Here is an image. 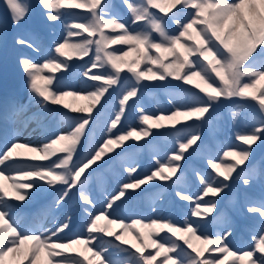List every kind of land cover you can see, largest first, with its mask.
Here are the masks:
<instances>
[{
    "label": "snow or ice",
    "instance_id": "1",
    "mask_svg": "<svg viewBox=\"0 0 264 264\" xmlns=\"http://www.w3.org/2000/svg\"><path fill=\"white\" fill-rule=\"evenodd\" d=\"M38 4L45 10L48 22H61L66 16L76 19L65 25L63 42L55 43L56 55L47 62L21 60L29 90L42 98L37 103L44 104L45 108L50 103L80 115L69 116L61 113L60 108L48 109L50 113L63 115L66 127L51 129L38 142L21 143L9 138L0 147V264H23L24 260L28 264H39L41 259L42 264H264V198L250 203L246 209L256 228L250 229L251 249L243 251L230 247L228 240L233 233L228 230L229 226L215 234L210 232L209 219L185 218L178 224L164 216L148 217L147 223L145 217L130 218V223L125 222L129 218H113L116 209L132 197L133 192L129 190L147 191L141 186L155 180H170L176 174L182 167L179 162L185 159V152L205 142L195 123L187 122H199L201 127L208 124L212 113L225 102L240 100L251 108L258 105L259 117L254 118L250 131L236 134L240 145L228 146L222 156L218 153L219 163L215 162L216 158L207 157V165L216 175L197 173L200 188L195 198L180 190L176 195L181 200L191 201V216L199 217L201 208L205 213L217 208L216 199L205 200L204 197L209 194L215 197L227 189L230 186L227 181L235 179L232 173L240 165L244 167L237 172V177L247 174L249 178L243 179L245 185L258 175L264 178V173H258L251 163H245L254 158L252 146L257 141L264 145V0H121L132 27L113 14L107 0H38ZM62 9L84 11L70 13ZM30 11L27 0H4L0 26L6 25L9 19L19 25ZM169 24L176 28L171 30ZM16 43L34 48L24 39H17ZM118 44L129 45V48L127 51L108 50L110 45ZM73 55L89 57L82 66V75L98 83L85 81L79 88L58 84L50 90L48 86L53 84V77L43 73L70 69L68 61ZM125 69L130 76H122ZM168 77L181 82L174 87L184 94V102L174 103L167 115H150L141 110L140 122L148 127L118 128L128 102L138 98L140 89L148 86L142 82L166 81ZM185 85L191 87L185 88ZM65 87L76 90H64ZM113 92L119 95L118 111L114 118L105 121L107 135L94 140V126L101 120ZM76 101L85 103L76 106ZM161 121H168L177 136L176 150L167 163L157 162L156 169L142 178L138 177L136 168L129 166L127 182L121 181L114 192L108 193L103 206L96 209L90 184L103 166L98 161L109 153L114 155L108 156L105 164L135 153L142 145L126 144V141H139L153 135L151 129L165 127ZM117 148L119 152L115 151ZM20 149L24 151H18ZM230 157L236 158L235 163L225 164L224 160ZM180 179L177 177V181ZM49 190L57 192L54 201L57 208L66 204L73 193L78 196L87 212L83 233L64 239L65 230L71 231L70 217L52 227L43 223L23 226L20 209L26 205L13 201L30 202L39 193ZM89 207L93 210L89 211ZM111 225H118L120 234L112 230ZM129 236L131 240L126 238ZM105 237L114 239L105 240ZM147 249L155 251L145 254ZM69 251L75 255L67 254ZM125 255L127 259L123 260Z\"/></svg>",
    "mask_w": 264,
    "mask_h": 264
},
{
    "label": "rangeland",
    "instance_id": "2",
    "mask_svg": "<svg viewBox=\"0 0 264 264\" xmlns=\"http://www.w3.org/2000/svg\"><path fill=\"white\" fill-rule=\"evenodd\" d=\"M27 2L31 6L30 14L23 21H21L19 25H15L13 28L14 30L12 32H11V25L13 23L9 22L10 19L7 20L6 25L0 26V36L3 35V33L11 34L10 37L12 39V43H13L12 45L14 46V49H11L13 53L12 59H14V63L13 65H11V68L13 71H15L11 75L10 67L7 62H4L3 65L0 66V70L3 73H5V75L7 76L6 78H8L7 88L11 91L12 96H13L12 97L13 104L10 108H3L0 106V124H1V130L3 132V141L0 147H3L4 141L9 138H16L21 143H28L30 141L38 142V141L43 140L45 136V132L50 131V129L66 127V124H64L63 115H58L56 113H50L48 111V109L57 108L58 105H52L48 103L47 108H45L44 104L37 103V100H40L42 98L36 96L29 90V81L27 80L26 82H21L20 74L21 72H23V69L21 66V60L24 58H27L38 64H43L47 62L48 59L55 56L56 54L54 53V50H53L55 43L63 42V36L66 35L65 25L72 23L73 20L76 19V17L74 16L64 17V19L60 22L59 30H53L52 25H51L52 23L46 21L45 19L46 22H43V25L45 27V30H47L50 33L51 43L53 45V47H50L48 51L45 52L43 49V44H44L43 40L38 41L33 36L30 30V27H32L31 25H33L34 21L38 22L40 21V18H45L44 16L45 10H43L41 6L38 4V0H27ZM137 2H139V0H137ZM107 3H108V0H107ZM111 6H112L111 11L113 12V14L118 15L122 21H126L128 23V26L132 27L130 15L127 12V10L121 6V0H113ZM62 11L70 12V13H81L82 12L80 9H62ZM153 11H158V10L153 9ZM173 11H175V9H173ZM187 11L188 10H185V12ZM3 14H4V0H0V15H3ZM161 15L163 14L161 13ZM168 15H171V13H169ZM67 18H70V19H67ZM140 27H143V25L141 24ZM168 27L172 30V28L169 25ZM106 31L109 34H114L112 33L111 30H106ZM117 32H119V30H117ZM14 39L16 41L17 39H24V40L30 41L34 45V48H35L34 54H30L27 52V54L23 56L22 55V52L24 51L23 45L17 46L18 44L14 42ZM122 48L124 51H127L129 48V45H123ZM66 51H69V50H66ZM61 59H65V58L62 57ZM14 66H16V68H14ZM69 70L70 69H65V68L63 70L60 69L59 71H55V72H49L46 70L43 73V75L45 76L50 75L53 77V84L48 86L49 89L54 90L58 84H62L65 86L75 85L77 88L83 85L84 79H86V77L82 75L83 71L78 72L79 70L76 71L75 69H73L72 73H73V76L75 77H74V80H71L67 76V72ZM92 71L96 72L94 69H92ZM123 74L124 72H122V76ZM64 90H76V89L65 87ZM81 94L83 95L86 93H81ZM148 95H150V92L141 91L140 93H138V98L134 97L132 98V100L128 102V105L126 106L125 115L121 118V122L118 124V128H121L123 130H128L129 128L138 125L140 123V118H139L140 116H138L137 114L138 111L143 110L145 114H150V115H160V114L167 115V113H169L172 110L174 103L184 102L182 98H174V99H171L172 102L169 105V104H165V102H163L162 99L156 97L157 93L152 94V97L146 99V96ZM31 99H37V100L30 102ZM111 99H115V92L112 93L111 97L109 98L108 105H107L110 111L105 110L102 114V118L99 121V123L94 126L95 127V132L93 134L94 140L100 139L102 135L104 136L107 135L105 131V127H106L105 121H107L109 117L114 118L115 112L118 111V106H119L118 100L119 99H117L115 103L113 102L111 103ZM247 110L250 111L249 106L247 108V106H245L244 104H238L236 102L235 103L225 102L223 104H220L217 107L216 111L212 113V118L210 122L208 123L209 124L208 127L209 129L214 130V132L215 131L217 132L216 139L219 142V144H223V146L225 145L224 151L228 150V146L234 147V145L237 142V140L235 139L236 134L243 133L245 131H250L251 127L253 126L252 119L253 121H255L254 118L259 117V114H254V115L250 114L248 116ZM254 110H257V109H254ZM26 113H32L34 117L31 123L29 124L28 128L25 131H21L19 126H20L23 116ZM233 113H238V114L234 117ZM131 114H135V119L133 121H130L129 119ZM56 116H58V119H56ZM247 121H251V125L247 126L246 124ZM198 127L204 130L207 129L206 125L201 127L199 124ZM211 131L207 132V135L205 136L207 139H211V138L213 139V136H211ZM231 132H234V136L232 137L230 142L227 143L223 139L224 137H226L227 134ZM158 141L160 142L158 143L150 142L149 145L142 147L140 150L135 151V153H129V154L123 155L121 157V163H123L124 167L128 168L129 166H132L136 168L139 178H142L146 174H150L151 171L155 170L156 167L158 166L157 162H159V164L166 163L168 158L172 155V150H176V146L173 145L175 143L173 141V138L170 137L168 141L163 140L161 138ZM192 148H194V145L192 146ZM18 151L23 152L24 150L20 149ZM260 153H264V145L259 144L256 147L255 155H259ZM209 156L216 158L215 162L217 163L220 162L219 157L214 156L213 154H209ZM53 159L55 158L53 157ZM119 161L120 160L118 158V163H120ZM258 167H259V170L258 171L256 169L255 170L258 173H264V158H263V161L260 164H258ZM110 170L113 173V175L116 177V182L118 185L120 184L121 181L127 182V179H128L127 171H126V174H127V179H126V178H123L122 177L123 175H121L120 173L115 172V164L113 165L111 164ZM97 177L100 181V184L102 185L101 193L103 195V201H105V199L108 196V193H110V191H108V186H110V188H113V187L112 185L109 184L108 179L105 178V176H103L102 174L98 173ZM251 181H252V184L255 185V186H252L253 188L257 187L259 189L260 187L259 192H261L262 194L261 197L264 198V178H261L258 175L257 178L251 179ZM185 186L187 189V194H191L195 198V196L198 194V191H196V195H195L191 189L190 183L187 182ZM114 191L115 189H113V192ZM232 192L233 193L231 197L228 199V201H230L233 204L234 209H235L234 211L238 215L243 213V209L241 208H242L243 202L247 200L246 198L248 199L250 198L249 199L250 201L248 204L259 202V200H256V201L254 200V198L259 197V195L256 194V196H253V194H251V192L242 183L233 182ZM90 195L92 196V199L95 202V208L99 209L97 207L98 201L95 199L94 195L91 192H90ZM243 195H246L247 197ZM56 196H57V192L49 190V191L39 193L34 198H32L30 202L28 200H25L24 202L13 201V203L25 204L27 207V206L32 205V203L35 200H38L42 197H47V201H45V203L41 205L43 208L46 209V216L45 217L38 216L35 219L33 226H38V223H43V224H46L48 227H52L53 224L58 222L59 215L64 214L63 212V210L65 211L64 206L67 204L66 203L62 207L57 208L54 204ZM165 196H166V193L161 192L154 199V201L148 202L152 217H156V216L167 217L166 212L170 211L171 209L170 205L167 208L161 207L162 200L164 199ZM70 200L73 201L72 206H70V210H69V212L71 211L69 214H71V216L73 217V219H71V226H72L73 221L75 220V218L78 217L77 215L79 213L78 208L74 209L72 207L74 205L80 206V204L75 202L76 198H75L74 193ZM190 202L191 201H189V203ZM26 207H23L20 209V218H21L23 226H25L24 218L26 214V209H25ZM88 210L92 211L93 209L91 208ZM84 213L87 216V212L84 211ZM69 217L70 216H66L64 219H67ZM113 218H115V212L113 214ZM169 218H172V216L170 215ZM185 218L189 220L199 219L196 216H191V209H187L183 212V214L181 215V218L177 219V221L175 222H177L178 224H182ZM59 221H60V218H59ZM223 221H226L227 223L225 224ZM84 222L85 220H83V227L78 228L75 233H70L68 235H65L64 239L67 240V239L75 237L78 234L83 233ZM144 222L147 223L149 221L147 220ZM101 223H103V221H101ZM226 226H229L228 230L233 233V235L229 237V240H228V243L233 250L239 249L243 251V250L251 249L252 243L243 244L241 247H237L234 244L233 242L234 235L236 236V232L234 231H235V227L237 226V224L234 221V219L231 218L230 215L226 211L221 212V216L216 221L215 227L213 226L210 227L208 225V230L212 232L213 234H215L220 231H223ZM110 227L112 230L116 231L117 234H120V229L118 225H111ZM160 235H163V233H161ZM126 238L131 240V236L126 237ZM154 238L159 239V237H154ZM109 239H114V238L109 237ZM116 243H119V241H116ZM79 247L80 246H77V250H79ZM67 254L75 255V252L69 251ZM23 264H28V261L24 260ZM39 264H42V259H41V262H39Z\"/></svg>",
    "mask_w": 264,
    "mask_h": 264
},
{
    "label": "trees",
    "instance_id": "3",
    "mask_svg": "<svg viewBox=\"0 0 264 264\" xmlns=\"http://www.w3.org/2000/svg\"><path fill=\"white\" fill-rule=\"evenodd\" d=\"M5 40H7L6 39V34L3 33V35L0 36V48L4 44L3 41H5ZM189 43H192V42L189 41ZM109 47H110L108 49L109 51H112L113 49H123L122 46H118V45H111ZM117 54H120V53H117ZM132 56H134V53L130 54L129 59L132 58ZM83 58H81L79 56H76V55H73L72 59L70 61H68V62L70 64V66H72L73 64H75L78 61H79L78 63H80L83 60ZM169 60H171V57H169ZM166 62H168V61H166ZM152 67H153L154 70H156L155 66H152ZM143 68H144V65H141V69H143ZM61 69L63 70L64 68H61ZM124 75H129L130 76L131 74L127 73V69H125L124 70ZM94 83H98V82H94ZM142 83L144 85H148V86L141 88L140 92L143 91V90L151 92V93L159 91L160 97L162 98L163 101H166V99L164 98L165 97L164 95L166 93L169 94L173 98H175L176 96H179L181 94V93H179V95L174 96V94L172 93L173 91H176L175 90L176 88L174 87V85H176L178 83H181V82L175 81L171 77H168L166 81H143ZM188 87H191V86L185 85V88H188ZM194 91H195V89H194ZM116 94L118 95V93H116ZM106 96H107V94H106ZM118 97H119V95H118ZM67 100L70 102V98H68ZM103 101H104V98H102L101 102L103 103ZM237 101L240 102V103H243L246 106H249V104H246L243 101H240V100H237ZM84 103H85L84 101H76V106H81ZM250 103L251 104H255V102H250ZM97 107H99V105H97ZM58 108L61 109V113H67L69 116L80 115V114H76V113H71L70 110L63 109L62 106H60V105H58ZM249 109H250V114L251 115L259 114V112L257 111L258 110V105H256V108H251L249 106ZM254 109H257V110H254ZM93 111H95V109ZM168 114H170V112ZM160 123L164 124L165 127L164 128H160V129H155V128L151 129L153 135H149L148 137H144V138H142L139 141H136L134 139H130L129 141H126V144H138V145H142V147H143V146L148 145L150 142L153 143V142L157 141L158 139H160L162 137H167V136H172L177 141V136L175 134V130L170 127L169 122L168 121H161ZM187 123H189V124L195 123L196 127H198V125H199V122H194V121H188ZM252 123L253 124L255 123V121H253V119H252ZM208 125L209 124H206V128L209 130ZM140 127H148V126L147 125H142L141 122H140L138 125H136L133 128H136L137 130H139ZM177 127H180V126L178 125ZM198 128L203 134L202 138L203 139H207L205 137L207 135L205 130L200 128V127H198ZM164 133H168V134H164ZM210 140L214 144L213 148L208 146L207 143L210 142L208 140H204L205 141L204 144L200 145V147H197V145H194V148H192V147L189 148L185 152V159H183V160H181L179 162L182 165V167L177 170L175 175L171 176L170 180H167V181L155 180V181L149 182V184L142 185L141 188L142 189H147V191H141V189L129 190V191L133 192V195H132L131 198L128 199V201L126 203L121 205V206H123L122 207L123 210H122V215H120V217L121 218H129V219H125L126 223L129 222V220H131L130 218L135 217V215L132 213L133 212L132 209H134L133 207H135V205H137L138 202L141 201V196L143 197L142 199L145 201V204H148V202L153 201L158 196L159 193H161L163 191H164L163 193H166L165 190L171 188L173 190V192H174V195L178 199V201L181 202V201H184V200H181L176 195V192H177V190H180V191H183L184 193H186L187 189H186L185 184L187 182L189 183L191 180H193L194 184H195V186L192 187L193 190H197L198 191V189L200 188V182H199V178H198L197 173H203L204 175H207L208 173H212V175H214V176L216 175V173L210 168V166L207 165V157H209V154H211L212 151L215 152V156H218V153H219L220 156H222V152H223V147H222L221 144H219V142H217L214 139H210ZM146 141H148L149 143H146ZM197 144L199 145L200 141H197ZM240 144H241V142L237 141L236 144L234 145V147L236 145H240ZM259 144H260V142L257 141L256 144H254L252 147L254 149H256V147ZM174 145H176V142L174 143ZM140 148L141 147H138L136 149V151L140 150ZM193 149H196V151L193 152ZM115 151L119 152L120 149L117 148V149H115ZM173 152H174V150H172V154H173ZM111 155H114V153H109L107 156L102 157V159L100 161H98V163L103 165V166L97 172H101V170H103V173H104V171L107 173V171H106L107 168L111 165V163L113 161L118 162V158H119V160L121 162V157L123 155L121 157H118V158L114 159V160H109L108 163L105 164L104 161L108 160V156H111ZM253 155H254V153H253ZM235 159L236 158H232V157L226 158L224 160V163L225 164H227V163H235ZM252 161L253 160L251 159L250 161H246L245 163L246 164H248V163L253 164ZM115 164H117V163H115ZM122 167H123L122 164L119 165V169H123ZM242 167H244V165H240L236 169V172L232 173V177H235V179L234 180L230 179L229 181H227V183L230 185L227 189H225L221 193L217 194L215 197H213L211 194H209V196H207V197H204L205 200L216 199L218 201V205H217V208L212 213H205L203 211V208H201V216L198 217L199 219H202V218L209 219L211 221V223H213V225H215L216 219H213V217L217 218V216H213V213H216L215 215H217L218 212H219V208L232 195V190H231L232 189V183L233 182H237V181L238 182H243V179L248 178V175L245 174V173H241V175L239 177H237V172H239L240 168H242ZM164 174L165 175H169L167 172H165ZM177 177H181V179L179 181H177ZM173 181H177V182L175 184H173ZM149 185H151V186H149ZM246 186L248 188H251V184L246 185ZM135 193H140V194L136 195ZM122 199H124V198H122ZM181 205L184 207L183 209H191L189 207V205H191V202L189 203V201H185V204H181ZM121 206H120V208H121ZM125 206H127V207H125ZM192 206L194 207V205H192ZM141 217H145L146 218L145 220H147L148 216L145 215V214H142ZM163 234L166 235L167 233H163ZM167 235H170V234H167ZM180 243H182V241ZM194 243H197V242L194 241ZM123 247H127V245H124ZM149 251L154 252L155 250L154 249H147L145 254H147V252H149ZM205 255L207 256L208 253H205ZM213 255H216V254H213ZM122 259L126 260L127 259L126 255L123 256ZM229 259H231V258H229ZM226 264H227V262H226Z\"/></svg>",
    "mask_w": 264,
    "mask_h": 264
}]
</instances>
